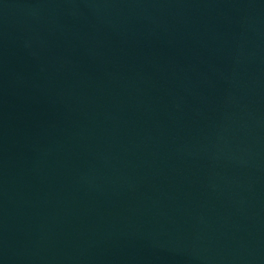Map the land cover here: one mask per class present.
Listing matches in <instances>:
<instances>
[{
  "label": "water",
  "instance_id": "1",
  "mask_svg": "<svg viewBox=\"0 0 264 264\" xmlns=\"http://www.w3.org/2000/svg\"><path fill=\"white\" fill-rule=\"evenodd\" d=\"M0 264H264V0H0Z\"/></svg>",
  "mask_w": 264,
  "mask_h": 264
}]
</instances>
